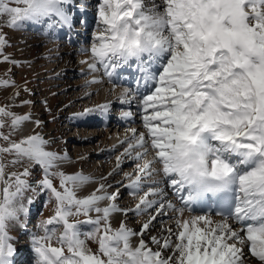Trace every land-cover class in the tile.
I'll return each mask as SVG.
<instances>
[{"label":"snow or ice","instance_id":"6c2138e0","mask_svg":"<svg viewBox=\"0 0 264 264\" xmlns=\"http://www.w3.org/2000/svg\"><path fill=\"white\" fill-rule=\"evenodd\" d=\"M71 2L0 0V17L6 16L11 28L42 18L51 21L50 27L69 26ZM80 10L87 8L81 5ZM97 17L100 28L89 49L88 68L103 69L109 80L125 68L136 74L134 91L146 131L131 129L133 142L121 156L141 161L134 177L125 174L133 195L143 191L131 211L154 214L139 231L123 220L113 228L114 214L127 216L130 211L117 203L119 189L109 192L113 185L100 183L91 194L78 196L93 178L53 171L69 157L47 150L49 141L38 133L12 140L31 114L20 116L0 107V140L6 142L0 145V264H13L8 223L27 215L19 201L28 189L49 193L55 204L54 214L41 223L44 235L32 238L36 264H247L246 246L264 264V0H99ZM5 46L6 37L0 35V56ZM9 60L3 56L4 62ZM0 86H9V81H0ZM132 91L120 93L122 104L137 98ZM109 110L110 102L75 116L107 115ZM121 116L129 118L132 112ZM5 155L14 158L6 164ZM121 156L109 176L120 168ZM21 161L40 167L42 178L35 186L27 179L28 168L6 171L8 164ZM168 189L182 206L168 198ZM209 199L219 220L211 213L184 217L186 209L206 206ZM103 201L110 203L100 207ZM166 209L175 213L177 230L162 227L166 236L146 241ZM81 215L86 219L70 222ZM82 224L92 226L91 231L82 232ZM57 226L63 228L59 235ZM89 242H95V251Z\"/></svg>","mask_w":264,"mask_h":264},{"label":"rangeland","instance_id":"374dc122","mask_svg":"<svg viewBox=\"0 0 264 264\" xmlns=\"http://www.w3.org/2000/svg\"><path fill=\"white\" fill-rule=\"evenodd\" d=\"M80 2L81 0H72L71 4L68 6V11L73 17L72 26L76 28L74 35L76 34L77 37L84 32L86 27L83 16L74 13L76 8L75 4ZM98 2L99 0L90 1V6H93L91 12L93 16H95L94 18L92 17V21L88 26V33L99 31L100 28L97 17ZM12 6L16 5L13 4ZM7 19L6 16L0 17V35L6 37V46L3 48V56L10 57V60L4 62L3 56H0V81H9V86H0V107L8 106L10 111L20 116L31 114L29 125L24 132L20 133L17 131L11 139L19 141L28 135L38 133L45 140L49 141L45 146L47 150L58 154L71 151V149L73 150L71 141L72 143L77 142H75L74 136H80V134L87 131L85 127L75 121V114L82 112L85 106H87L86 108L92 107V103L96 100V96L93 95V97L87 96L81 101H74V93H76L75 88H69L68 92L64 90L61 91L64 86L67 88L69 84L71 85L69 82L80 77H78L75 70L73 71V69L78 68L75 57L77 56V43H79V40L71 42V35L68 33L57 36V26L50 27L51 21L46 18L44 25L37 29L31 24L18 28L8 27L6 26ZM52 19L55 20L56 18L53 17ZM49 31H51L52 37L46 35L50 34ZM43 32H46V34L44 35ZM54 35L57 36V38H55ZM89 39L90 42L91 36ZM53 62L59 63L58 66L52 68ZM72 101L74 102L72 103ZM37 119L42 122L39 126L35 123ZM7 123L10 124V119L7 120ZM3 131L7 134L9 128L6 126ZM105 142L102 146H104ZM86 143H84L86 148L83 146V150L80 151L85 152L84 156H86V159L78 161V164L59 165V168L53 169V171H63L66 174H75L80 170L86 171L92 175H98L97 178L100 183L112 184L113 187L108 189V191L113 190L115 187L116 190L117 188L119 189L121 177L125 176L123 172L127 171L128 168L125 170H120L119 168L114 175L107 177L108 172L112 173L114 169H117V158L113 154L104 157H99L94 154L91 155V150H97V140L92 141V143ZM77 144L80 145L81 143ZM0 145H6V142L0 140ZM13 158L14 157L11 155H5L4 162L7 164V162ZM25 168H28L30 172V175L27 177L29 183L35 186V181L42 178V172L38 165H33L28 161H21V163L16 165L8 164L6 171L9 173H22ZM101 177H106L107 180L102 181ZM53 179L54 183L59 186V179ZM93 191L94 190H90V192H86L80 189L77 195L83 197L91 194ZM126 192L127 191L124 193L122 192L123 194L117 201L118 204L124 202L126 199ZM29 197H31L32 203L28 202ZM125 202L122 204H126ZM19 203H23L27 207L28 212L27 215L21 213L19 220L10 221L8 223L7 230L9 235L13 237L10 242L13 246L15 245L16 254H21L20 257L18 255L19 258H16L17 255L14 254L12 257L13 264H25L26 262H28V264H36V254L33 250L32 238L34 235H44L41 223L54 214L55 204L54 202H49V193L37 190V193L34 194L31 189L24 192L23 198ZM153 214L154 213L151 215ZM91 215L93 218L95 217V213ZM131 216L127 214L124 221L130 227L139 230L142 224L141 221L137 219V215L134 214ZM85 219L86 217L82 215L75 216L70 217V222H75L77 220L83 221ZM112 226L113 228H118L119 225L112 224ZM162 227H169L166 225L165 220L159 224L154 221L151 231L157 233L158 238L161 235L166 236L167 233L161 232ZM91 228L92 226L86 224L80 226L82 232L91 231ZM62 231V226H57V235ZM147 238L146 235L145 239ZM147 241L150 240L148 239ZM52 244L54 246H59L55 239H53ZM88 246L93 251L97 248L95 242H89ZM150 246L153 248L156 247L155 245ZM19 247L21 250H18ZM22 254L27 256H23ZM28 256L33 260L29 261V258H27Z\"/></svg>","mask_w":264,"mask_h":264},{"label":"bare ground","instance_id":"6f19581e","mask_svg":"<svg viewBox=\"0 0 264 264\" xmlns=\"http://www.w3.org/2000/svg\"><path fill=\"white\" fill-rule=\"evenodd\" d=\"M90 1H92V0H81L80 3L75 4L76 8H75L74 13L82 15L83 19H85L84 21L86 23L85 30L80 36L77 37L76 34L74 35V31H76V28H74L72 26V24L69 26H61V25L57 26V31H56L57 36H62V34L64 35L65 33H68L69 35H71V42H73L75 40H77V41L79 40V43H77V45H78V49H77V53H76L77 56L75 57L76 61L78 63V65H77L78 68L73 69V71L75 70L76 74H78V77L79 76L80 77L75 79L74 81L69 82V83H71V85L69 84L67 88L64 86L61 89V91L64 90V91L68 92L69 88H75L76 93H74V98H75L74 101H76V100L81 101L83 98H86L87 96L93 97V95H95L96 100L94 103H92V107H89V108H94L98 105L110 102V110L107 113V115H104V114L98 112V113H95V115H94V113L90 114L89 116H87L85 118H77L75 116V118H74L75 121H77L81 126L85 127V129H87V131L80 134V136H74L75 142L76 141L77 142L72 143V141H71V145H72L73 150L71 149V151H67L66 153L60 154V155L67 154V156L69 157L68 160L60 162L59 163L60 166L62 164H67V165L73 164V163L78 164V161H80L82 159H86V156H84L85 152H80V151L83 150L82 147L84 146V143H86V142L92 143V141H94V140H97V145H96L97 150H95V151L91 150V152H90L91 155L94 154V155H97L99 157H104V156H111L113 154L117 158L118 156H121V154L124 152L125 148L128 147V143L133 142L130 139L132 136L131 129H136L138 133L146 131L145 128L143 127V123H142L141 110L138 106L139 102L136 103V102L132 101L130 105H127V104H122L121 101L118 99L120 93L125 88L132 89L130 85H127L123 82V80L126 81V78L124 77L125 71L120 70L117 73V76L114 77L112 80H109V78L104 75L103 69H101L99 72H90L89 71L88 62H90V57H91V53H90L89 49H90L91 45L94 43L95 35L98 32V31H96L94 33H88V30H89L88 26L90 25V22L92 21V17H93V13L91 12V9L93 8V6H90ZM157 3H159V0H157ZM81 5L86 6V8H87L86 12H82L80 10ZM44 19L45 18H42L41 20H38V21H23L21 24V27H25L27 24H31V25H34L35 29H37V28L42 26ZM77 30H78V28H77ZM49 32H50V34H46V32H43V34L48 35V37H50V36L52 37L51 31H49ZM57 36H55V38H57ZM90 36H91V41L89 42ZM59 39H60V37H59ZM64 63H62V64H64ZM58 64L59 63H57V62H53L52 68H55L56 66H58ZM55 74H57V73H55ZM66 74H69V73H66ZM93 78H96V80L98 82L86 83V82L92 81ZM76 88H78V89H76ZM144 92H145V94H147V90H144ZM131 95H136V92L132 91ZM74 101H72V103ZM86 107L87 106H85L84 109ZM126 111L132 112V116L129 118H122L121 113L126 112ZM117 118H121V119L118 120ZM73 122H74V120H73ZM28 125H29V120L25 121L17 131H19L20 133H23ZM125 141H127V142H125ZM104 142H105V144H104V146H102ZM77 143H81V144L78 145ZM134 151H141V149H135ZM151 155H152V153L150 152L148 158H150ZM121 159H122V164L120 166V170H125L126 168H128V170L123 172V173L126 174L128 172L130 173V171H131L130 174H132V176L134 177L136 174V165H137V163H141V161L129 159L127 157H122V156H121ZM116 162H117V160H116ZM78 172H83L85 175L91 176L93 178V182L89 183L87 185H84L81 188V190H84L86 192H90V190H96L98 188V186L100 184L99 179L97 178L98 175H96V174L92 175L89 172L82 171V170H80ZM78 172H76V173H78ZM109 173L110 172H108L107 177H109ZM128 183H129V178L126 177V175L122 176L121 181L119 183V186H120L119 193L121 196L125 191H127L126 192L127 194L125 197L126 199L124 200V202L126 201L125 202L126 204H122L124 202H121V203H119V205H121L124 208L129 209L130 211L128 212V215L129 216L134 215V214L137 215V219H139V221H141V223H143L144 221H146L148 219L147 217H149L154 212H152V210H149L146 213H142V214L138 215L135 211H131L132 209L135 208V205L139 202L140 196L143 195V191L139 192L136 195H133L131 189H128L126 187V185ZM114 191H116V187L113 190H109V192H114ZM144 191H147V187L144 188ZM183 195H187V192H184ZM123 196H125V195H123ZM168 198L173 203H175L177 207L182 206L181 201L175 197V194L173 193V191L171 189H168ZM107 203H110V202L109 201L101 202L100 207L106 206ZM165 212H166L165 215L158 216L155 221L157 222V224H159L163 220H165L166 225L171 226L173 229V232H175L177 230L174 219H173V217L175 216V213L171 209H166ZM202 214H208V213H205V212L200 213L198 211L188 212L186 209L184 212V217L188 218L190 216L202 215ZM124 218H125L124 215L116 213V214H114L112 224L119 225L121 220L124 221ZM212 219L213 220H219L220 217L217 215H212ZM127 226L129 228H132L135 230V228L130 227L129 225H127ZM136 231H139V230H136ZM151 236H157V233H155L154 231L149 232L147 234L148 238L145 240L146 241L148 239L150 240ZM134 242H138V237L134 238ZM245 251L247 254V264H259V261L256 258L251 257L250 253L247 252V246L245 248ZM15 254H16V252H15ZM168 254H170V253L169 252L165 253V255H168ZM17 255H20V254L18 253ZM25 264H28V262H26Z\"/></svg>","mask_w":264,"mask_h":264}]
</instances>
